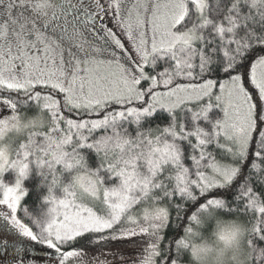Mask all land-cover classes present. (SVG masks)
<instances>
[{
  "label": "snow or ice",
  "instance_id": "1",
  "mask_svg": "<svg viewBox=\"0 0 264 264\" xmlns=\"http://www.w3.org/2000/svg\"><path fill=\"white\" fill-rule=\"evenodd\" d=\"M208 253L264 264V0H0V264Z\"/></svg>",
  "mask_w": 264,
  "mask_h": 264
},
{
  "label": "rangeland",
  "instance_id": "2",
  "mask_svg": "<svg viewBox=\"0 0 264 264\" xmlns=\"http://www.w3.org/2000/svg\"><path fill=\"white\" fill-rule=\"evenodd\" d=\"M127 248V250H131V246H125ZM104 256L101 257V259H104V258H109V259H112V253L113 252H116V253H119L121 251V247L120 246H117V247H113V248H109V249H104ZM94 255L96 256H99L100 253L99 252H96L94 253ZM119 260H120V256L117 255L115 257V259L112 261V264H119Z\"/></svg>",
  "mask_w": 264,
  "mask_h": 264
},
{
  "label": "clouds",
  "instance_id": "3",
  "mask_svg": "<svg viewBox=\"0 0 264 264\" xmlns=\"http://www.w3.org/2000/svg\"><path fill=\"white\" fill-rule=\"evenodd\" d=\"M201 264H219L218 257L215 253H208L201 258Z\"/></svg>",
  "mask_w": 264,
  "mask_h": 264
},
{
  "label": "flooded vegetation",
  "instance_id": "4",
  "mask_svg": "<svg viewBox=\"0 0 264 264\" xmlns=\"http://www.w3.org/2000/svg\"><path fill=\"white\" fill-rule=\"evenodd\" d=\"M33 254L36 256H39V257H46L47 256V253H45V252H39V253L34 252ZM38 264H46V260H40L38 262Z\"/></svg>",
  "mask_w": 264,
  "mask_h": 264
}]
</instances>
